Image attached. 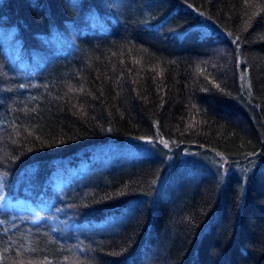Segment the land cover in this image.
<instances>
[{"label": "trees", "instance_id": "trees-1", "mask_svg": "<svg viewBox=\"0 0 264 264\" xmlns=\"http://www.w3.org/2000/svg\"><path fill=\"white\" fill-rule=\"evenodd\" d=\"M78 165L0 264H264V0H0V197Z\"/></svg>", "mask_w": 264, "mask_h": 264}, {"label": "rangeland", "instance_id": "rangeland-1", "mask_svg": "<svg viewBox=\"0 0 264 264\" xmlns=\"http://www.w3.org/2000/svg\"><path fill=\"white\" fill-rule=\"evenodd\" d=\"M106 153L107 155H115V156H127V157H137L139 155V153L137 151H131L129 153L126 154H122L119 153L118 150H116L114 147H110L108 149H106ZM99 160H95L93 162V165L95 167L100 166V165H104L105 164V158H98ZM80 167V168H79ZM76 169V171L74 170ZM89 170H86V168H82L81 165H78V167L75 168H70L68 170L64 169L62 171H58V173L56 174V177H53L55 184L52 185V189L50 190V196L48 197V199L44 202H39L38 205H34L31 202L30 199V193H28V190L26 189V191L22 192L25 193L24 196H21L19 198H16V200L14 201H8L4 196L0 197V211L4 210V211H8L10 213L13 212H23V211H28V214H30V220L32 223H38L41 220H47V222H56V216L58 215V213L53 214L52 218L50 217V210L52 205L58 201L60 199V197L62 196V194L64 193V188L66 186L69 185V183H72L73 185H79L80 181H82L81 179L87 174L89 173ZM65 175L64 177H59V175ZM55 175V174H54ZM90 178L85 176L84 181H88L87 179ZM116 221V220H115ZM108 225H110V222L108 221H104L102 223H95L92 224L91 226H88L89 230L91 229V227H94V230L98 229L103 231L104 229H106L108 227ZM75 228V227H73ZM74 230V229H73ZM92 231V230H90ZM143 264H149L150 262L148 261V259L146 258L145 261L142 262Z\"/></svg>", "mask_w": 264, "mask_h": 264}, {"label": "bare ground", "instance_id": "bare-ground-1", "mask_svg": "<svg viewBox=\"0 0 264 264\" xmlns=\"http://www.w3.org/2000/svg\"><path fill=\"white\" fill-rule=\"evenodd\" d=\"M116 150H118L119 151V153H122V154H126V153H129V152H131V151H137L138 153H139V155L136 157V158H139V157H141V152H140V150L136 147V148H133V147H124V146H122V147H120L119 149H118V147L117 148H115ZM103 155L102 156H100V158H105L106 160H105V164H107V163H109L111 160H113V159H118V158H130V157H127V156H123V155H121V156H113V155H107V153H106V150L105 151H102L101 152ZM131 158H134V157H131ZM130 158V159H131Z\"/></svg>", "mask_w": 264, "mask_h": 264}]
</instances>
